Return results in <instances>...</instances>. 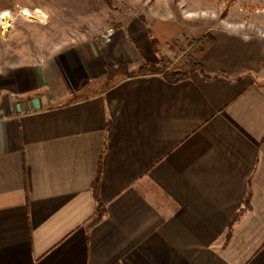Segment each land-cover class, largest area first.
Returning <instances> with one entry per match:
<instances>
[{
  "label": "crops",
  "instance_id": "1",
  "mask_svg": "<svg viewBox=\"0 0 264 264\" xmlns=\"http://www.w3.org/2000/svg\"><path fill=\"white\" fill-rule=\"evenodd\" d=\"M149 22L0 64V264H264V27L204 30V74L109 83L176 63L188 36Z\"/></svg>",
  "mask_w": 264,
  "mask_h": 264
},
{
  "label": "rangeland",
  "instance_id": "2",
  "mask_svg": "<svg viewBox=\"0 0 264 264\" xmlns=\"http://www.w3.org/2000/svg\"><path fill=\"white\" fill-rule=\"evenodd\" d=\"M132 19L150 21L152 32L159 31L163 43L188 36L171 49L178 55L174 66L165 57L163 66L171 71L197 69L198 53L212 39L211 32L199 42L204 30L243 21L249 30L260 31L264 0H0V64L42 60L79 36L99 38ZM139 70H118L109 83L139 76Z\"/></svg>",
  "mask_w": 264,
  "mask_h": 264
},
{
  "label": "trees",
  "instance_id": "3",
  "mask_svg": "<svg viewBox=\"0 0 264 264\" xmlns=\"http://www.w3.org/2000/svg\"><path fill=\"white\" fill-rule=\"evenodd\" d=\"M107 2H110V0H106ZM204 40V37L199 40L201 42ZM163 61L164 58L161 57L159 64H151V63H143L140 66V75H148V74H161L168 82L171 83H177L179 81L185 80L189 76V72L186 71H171L168 70L167 68H164L163 66ZM126 66H120L117 70L111 68L110 69V74L113 75V73H116L118 70H126ZM193 70H199L202 74H204L203 69L201 65L196 69L194 68ZM129 77H134V76H129ZM101 172H102V165L100 163L95 181L93 183V196L95 201L97 202V210H96V217L93 220L92 224H96L99 221L102 220L103 216L105 215L106 209L104 204L102 203L100 199V181H101Z\"/></svg>",
  "mask_w": 264,
  "mask_h": 264
},
{
  "label": "built area",
  "instance_id": "4",
  "mask_svg": "<svg viewBox=\"0 0 264 264\" xmlns=\"http://www.w3.org/2000/svg\"><path fill=\"white\" fill-rule=\"evenodd\" d=\"M113 34L114 29L110 28L105 32V34H103L99 39H97L95 43L98 45L106 44L109 39L113 36Z\"/></svg>",
  "mask_w": 264,
  "mask_h": 264
},
{
  "label": "bare ground",
  "instance_id": "5",
  "mask_svg": "<svg viewBox=\"0 0 264 264\" xmlns=\"http://www.w3.org/2000/svg\"><path fill=\"white\" fill-rule=\"evenodd\" d=\"M4 18H5V17H4ZM4 18H3V19H4Z\"/></svg>",
  "mask_w": 264,
  "mask_h": 264
}]
</instances>
